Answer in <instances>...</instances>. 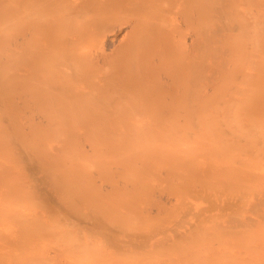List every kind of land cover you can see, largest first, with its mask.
<instances>
[{
	"label": "rangeland",
	"instance_id": "1",
	"mask_svg": "<svg viewBox=\"0 0 264 264\" xmlns=\"http://www.w3.org/2000/svg\"><path fill=\"white\" fill-rule=\"evenodd\" d=\"M22 1L0 0V264H264V70L246 108L223 90L233 65L215 66L196 106L164 113L163 125L150 107L48 110L38 98L54 87L34 69ZM262 10L264 0L261 65ZM127 31L120 22L105 37ZM106 43L99 63L117 56Z\"/></svg>",
	"mask_w": 264,
	"mask_h": 264
},
{
	"label": "bare ground",
	"instance_id": "2",
	"mask_svg": "<svg viewBox=\"0 0 264 264\" xmlns=\"http://www.w3.org/2000/svg\"><path fill=\"white\" fill-rule=\"evenodd\" d=\"M79 1L71 4L72 0H23L24 13L17 16L21 29L33 30L28 42L39 52L34 69H44L46 79L40 80L54 87L49 94L39 95V103L46 109L95 108L109 112L124 105L133 113L135 109L150 107L154 122L163 125L164 113L192 110L200 92L205 95L213 79L220 76L214 67L225 70L229 63L235 71L228 74L229 86L224 85L223 90L227 88L229 95L242 94L246 108L257 101L259 77L264 75H260V70H264L260 68L264 65L260 62V0ZM120 22L128 31L119 39L115 35L106 38L107 30ZM185 35L190 38L187 40ZM107 41L118 42L113 48L117 56L108 63H99L98 52L103 51ZM106 69L111 71L109 75L103 74ZM36 78L35 83L33 77L28 78L33 80L29 82L31 87H35ZM44 83L37 81L39 91ZM90 91L95 95L85 102L66 98H82ZM58 95L63 99H50ZM94 226L99 227V236L110 244L114 242L115 233L99 224Z\"/></svg>",
	"mask_w": 264,
	"mask_h": 264
}]
</instances>
